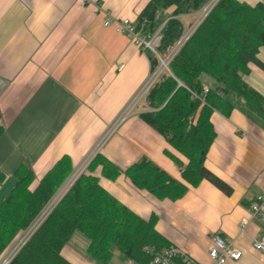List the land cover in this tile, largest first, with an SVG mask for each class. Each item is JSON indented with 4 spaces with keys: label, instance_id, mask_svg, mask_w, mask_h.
<instances>
[{
    "label": "crops",
    "instance_id": "1",
    "mask_svg": "<svg viewBox=\"0 0 264 264\" xmlns=\"http://www.w3.org/2000/svg\"><path fill=\"white\" fill-rule=\"evenodd\" d=\"M148 2L0 0V111L5 127L0 169L6 176L0 196L12 189L20 166L34 172L31 189L63 156L77 167L144 85L151 73L148 55L114 24L104 22L108 17L135 20ZM258 57L264 63V48ZM249 69L243 79L264 97V69L256 64ZM201 78L205 87L213 83L222 93L213 77ZM223 94L234 108L228 116L212 114L217 135L205 165L232 187L231 194L206 179L189 186L177 200L159 199L137 188L123 171L143 156L181 181V168L166 151L187 163L140 118L143 106L101 148L122 169L114 180L102 177L101 184L143 219L155 215L156 230L199 264H213L208 248L215 234L232 240L243 252L238 261L226 264H264L261 252L253 247L255 239H264V220L251 217L252 202L264 193V112L232 91ZM244 217L251 221L242 231ZM69 243L62 250L68 261L97 264ZM118 254L115 251L113 258L124 262Z\"/></svg>",
    "mask_w": 264,
    "mask_h": 264
},
{
    "label": "trees",
    "instance_id": "2",
    "mask_svg": "<svg viewBox=\"0 0 264 264\" xmlns=\"http://www.w3.org/2000/svg\"><path fill=\"white\" fill-rule=\"evenodd\" d=\"M209 2L149 0L132 20L146 36L159 30L157 52L147 53L151 72L182 37L184 18L197 14ZM260 48H264V3L217 0L151 86L145 109L139 113L187 159L183 165L166 151L180 166L183 181L143 156L123 171L137 188L159 199L177 200L189 186L206 179L224 193H232V187L205 165L217 135L212 114L219 111L228 116L233 110V103L223 94L229 91L264 112V97L243 79L250 64L264 69L258 57ZM204 74L221 85L222 93L212 88L204 91ZM4 131L0 111V136ZM72 168L70 159L63 156L35 189L30 188L35 179L32 168H17L14 186L0 202V253L33 220ZM121 172L99 151L9 264H72L62 250L76 231L88 238L86 254L97 264H108L115 251L124 262L152 264L156 253L175 247L156 230L155 215L143 219L102 186V177L114 180ZM5 177L0 169V187Z\"/></svg>",
    "mask_w": 264,
    "mask_h": 264
},
{
    "label": "built area",
    "instance_id": "3",
    "mask_svg": "<svg viewBox=\"0 0 264 264\" xmlns=\"http://www.w3.org/2000/svg\"><path fill=\"white\" fill-rule=\"evenodd\" d=\"M216 1L217 0H213L208 7L211 8ZM201 20H203V18L198 20L197 24L193 26L188 36L184 38L183 35L181 37L180 41L173 49L175 52L181 47V45L184 44V42L188 39V37L195 30V28L200 24ZM104 23L105 25L114 24L118 32L123 33L128 37H130L131 40L136 42L143 50H152L156 52V47L160 39L159 30L156 31L152 36H146L136 29L135 24L129 18L108 17ZM169 56L171 59L173 53H170ZM155 76L157 77L155 73L151 72L150 76L148 77L144 85L135 93V95L127 103V105L122 111V114H120L118 119L106 130L100 141L95 145L92 151L84 159L83 161L84 167L78 170L79 173H77L76 177L73 179V182L80 176V174L83 172L85 167L91 162L93 157H95V155L101 150V148L108 141L111 135L116 131V129L127 119V117L131 114V112L133 111L132 113H134L137 110V107L143 101H145L149 89L156 81ZM204 91H208V87H205ZM64 194L65 193H63L62 195ZM251 217L264 220V193L258 195L255 198V200L252 202ZM251 217H244L241 219L240 227L242 231L245 230L249 225L251 221ZM25 244L23 243L22 245L18 246V249L15 251V253L12 252L8 253L0 264H9ZM253 247L256 250L260 251L261 255L264 257V239H255L253 241ZM208 255L210 259L213 261V264H226L229 260L238 261L243 256V252L233 245L232 240L220 234H215L212 236L211 243L208 248ZM152 264H199V263L195 261L186 251L179 249L177 247H170V248H165L162 251L156 253L152 260Z\"/></svg>",
    "mask_w": 264,
    "mask_h": 264
},
{
    "label": "rangeland",
    "instance_id": "4",
    "mask_svg": "<svg viewBox=\"0 0 264 264\" xmlns=\"http://www.w3.org/2000/svg\"><path fill=\"white\" fill-rule=\"evenodd\" d=\"M213 0H210V2L201 10L199 11L197 14L192 15L191 17H188L189 20L187 23H185V31L183 33L184 38L186 36H188L193 28V26H195L198 22V20H200L201 18H205V16L208 14V12L210 11V9L214 6V4L217 2H215L213 4V6L210 8L208 7L210 5V3ZM187 18V17H186ZM186 18H184V20H186ZM202 21V20H201ZM182 35V36H183ZM181 39V38H180ZM179 39V41H180ZM178 41V42H179ZM177 42V43H178ZM176 43V45H177ZM176 45L174 47H176ZM182 46V45H181ZM142 49V48H141ZM174 49V48H173ZM171 50L170 53H173V55L176 53L174 50ZM261 49V48H260ZM259 49V51H260ZM142 51L144 53H149V52H154L152 50H143ZM157 52V51H156ZM154 52V53H156ZM170 53L164 57V58H160V65L152 72L155 73V75H157V78L159 77L160 73L164 70L168 68V63L170 61ZM173 57V56H172ZM250 71V70H249ZM248 73V72H247ZM246 73V74H247ZM151 74V73H150ZM244 75V74H243ZM150 76V75H149ZM211 81H214L213 79L209 78ZM215 82V81H214ZM216 83V82H215ZM210 87L213 90H216V85L211 83ZM206 92V91H205ZM145 102V103H144ZM144 104V105H143ZM145 107L146 105V99L145 101H143L138 107L137 110L140 109L141 107ZM136 110V111H137ZM135 111V112H136ZM133 112V111H132ZM131 112V115H133V113ZM122 114V113H121ZM128 116V117H129ZM127 117V118H128ZM94 158V157H93ZM84 161V160H83ZM83 161L77 166V167H73L72 171L69 173V175L65 178V180L61 183V185L55 190V192L53 193V195L45 202V204L41 207V209L39 210V212L36 214V216L33 218V220L26 226L24 227L22 230H20L18 232V234L9 242V244L3 249V251H1L0 253V263L4 260V258L7 256L8 253H15V251L18 249V246L22 245L23 243L25 244L27 242L28 239H30V237L33 235V233L40 227V225L45 221V219L47 218V216L50 215V213L53 211V209L56 207V205L59 203V201L63 198L62 195L63 193H66L69 188L73 185V179L76 177L77 173H79V169H82L84 167ZM92 161V160H91ZM90 164V163H89ZM88 164V165H89ZM88 165L85 167V169L88 167ZM84 169V170H85ZM83 170V171H84ZM73 182V183H72ZM72 183V184H71ZM10 188V187H9ZM7 186V189H9ZM10 192V191H9ZM62 193V194H61ZM9 193L1 194L0 196V202L8 195ZM62 195V197H61ZM61 197V198H60ZM88 238L82 234L81 232L76 231L74 233V235L72 236L71 240H70V245H72L73 247H75L78 251H81L83 253L86 254V246L88 245ZM87 255V254H86ZM111 264H124V262H119L118 259L113 258V261L111 262Z\"/></svg>",
    "mask_w": 264,
    "mask_h": 264
}]
</instances>
